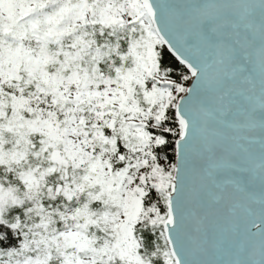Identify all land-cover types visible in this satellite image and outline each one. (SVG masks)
Segmentation results:
<instances>
[{
    "label": "snow or ice",
    "instance_id": "obj_1",
    "mask_svg": "<svg viewBox=\"0 0 264 264\" xmlns=\"http://www.w3.org/2000/svg\"><path fill=\"white\" fill-rule=\"evenodd\" d=\"M0 264H264V0H0Z\"/></svg>",
    "mask_w": 264,
    "mask_h": 264
}]
</instances>
